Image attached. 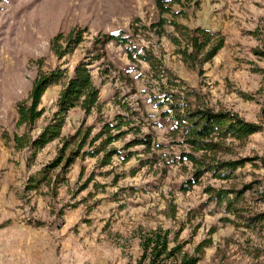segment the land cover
<instances>
[{
  "label": "rangeland",
  "instance_id": "1",
  "mask_svg": "<svg viewBox=\"0 0 264 264\" xmlns=\"http://www.w3.org/2000/svg\"><path fill=\"white\" fill-rule=\"evenodd\" d=\"M170 8L160 13L155 0L0 2V264H136L140 226L179 231L189 251L211 238L197 264H264V0ZM178 24L218 32L222 48L204 62L208 45L185 62L173 42H188ZM118 32L125 43L104 38ZM79 33L72 51L55 52L54 37L63 52ZM82 61L97 105L71 108L43 148L16 146L15 136L32 140L53 119ZM56 68L64 75L42 95L41 116L19 125L16 105ZM201 110L231 112L260 131L195 150L181 118Z\"/></svg>",
  "mask_w": 264,
  "mask_h": 264
},
{
  "label": "trees",
  "instance_id": "2",
  "mask_svg": "<svg viewBox=\"0 0 264 264\" xmlns=\"http://www.w3.org/2000/svg\"><path fill=\"white\" fill-rule=\"evenodd\" d=\"M178 2L179 0H155V5L160 13H169L172 12L170 5ZM177 27L176 30L188 35V42L185 44H181L177 37H173V42L178 46L177 53L182 56L185 62H194L197 54L208 45V50L204 52L202 61H209L223 46V37L218 32H212L201 27L188 29L186 26L179 24ZM121 33H108L104 35V38L107 41L114 40L119 44H123L126 42V38ZM81 40L82 34L80 33L75 38L71 35L68 36L66 38L68 49L59 52L55 46L58 38L54 37L52 39V47L59 56H63L67 52L72 51ZM190 48H192V51ZM258 53L264 57L263 51ZM145 59L151 63L149 58ZM63 73L62 69L56 68L35 78L28 96L29 103L23 101L16 105L17 123L19 125H31L41 116L43 109L39 108V105L42 95L48 86L60 82L63 78ZM98 95L99 89L93 82L89 63L80 62L74 67L73 75L66 81L58 95V109L53 119L32 140H24L23 136H15L16 146L24 147L29 144L33 149L43 148L47 143L60 136L67 112L71 108L80 106L88 113L92 107L97 105ZM181 120L187 122L184 134L188 137V142L195 150H217L220 144L212 140L214 137L220 139L232 137L242 140L250 134L260 131L258 125L244 121L236 114L228 111L201 110L187 114ZM139 141L141 143L150 142L149 139H140ZM110 152L112 153L113 151ZM111 153L108 155H111ZM183 156L195 163L197 162V158L191 153H185ZM236 163L224 162L220 166L232 169ZM53 165L56 164L54 163ZM218 175L224 177L226 174L219 173ZM217 195L222 198L224 192H219ZM136 236L139 239L140 247V255L136 264H197L202 258L204 249L211 245V238L203 239L194 245L192 251H189L186 249L188 242L180 238L179 231L162 226L149 229H144L140 226Z\"/></svg>",
  "mask_w": 264,
  "mask_h": 264
}]
</instances>
